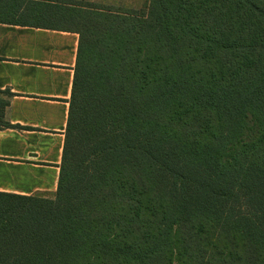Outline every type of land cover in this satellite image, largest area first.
<instances>
[{
  "label": "trees",
  "instance_id": "1",
  "mask_svg": "<svg viewBox=\"0 0 264 264\" xmlns=\"http://www.w3.org/2000/svg\"><path fill=\"white\" fill-rule=\"evenodd\" d=\"M0 22L80 36L57 191L0 192V264H264V0H0Z\"/></svg>",
  "mask_w": 264,
  "mask_h": 264
},
{
  "label": "crops",
  "instance_id": "2",
  "mask_svg": "<svg viewBox=\"0 0 264 264\" xmlns=\"http://www.w3.org/2000/svg\"><path fill=\"white\" fill-rule=\"evenodd\" d=\"M77 32L0 22V192L58 188L79 46Z\"/></svg>",
  "mask_w": 264,
  "mask_h": 264
},
{
  "label": "rangeland",
  "instance_id": "3",
  "mask_svg": "<svg viewBox=\"0 0 264 264\" xmlns=\"http://www.w3.org/2000/svg\"><path fill=\"white\" fill-rule=\"evenodd\" d=\"M97 5L113 6L121 10H139L146 4V0H88Z\"/></svg>",
  "mask_w": 264,
  "mask_h": 264
}]
</instances>
